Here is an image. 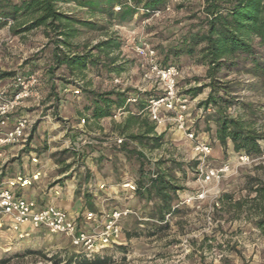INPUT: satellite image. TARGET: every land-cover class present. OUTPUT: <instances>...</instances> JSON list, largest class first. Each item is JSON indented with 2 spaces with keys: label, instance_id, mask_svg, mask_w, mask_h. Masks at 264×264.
Here are the masks:
<instances>
[{
  "label": "rangeland",
  "instance_id": "1",
  "mask_svg": "<svg viewBox=\"0 0 264 264\" xmlns=\"http://www.w3.org/2000/svg\"><path fill=\"white\" fill-rule=\"evenodd\" d=\"M201 8V0H172L157 16L117 25L114 21L109 22L105 15H92L72 4H60L61 12L97 24L96 29L77 27V35L70 40L78 46L73 51L84 52L109 35L121 42L114 64L118 73L107 74L103 68V57H100V64L96 68L87 66L80 80L69 75L64 67L51 70L54 67L53 46L47 44L42 29L14 36L8 24L0 28V86L15 74L36 73L38 77L42 100L39 103L29 100L23 106L26 115L34 120L26 150L36 154L46 152L57 166L52 171L53 177L69 164L70 169L64 172L68 174L61 178L62 185L73 186L75 196L95 200L118 197L109 199L105 204L109 203V208L124 209L129 203L126 208L140 218L130 216L122 221V233L127 241L117 246L122 251L99 258L104 264H264V234L254 225L255 217L249 207L254 193L246 184L249 177L264 180V141L260 142L259 156L239 165V155L233 152L232 145L227 142L222 148L217 141L213 117L209 115L213 111L208 113L200 107L208 96L209 88L191 97L190 90L208 84L206 67L197 63L196 57L181 55L176 58L170 53L181 48L189 33L203 30ZM99 26H104V30L98 29ZM132 42L153 48L159 63L167 58L166 64L178 67L180 77L177 87L190 99L189 124H192L197 140L211 149L207 158H198L193 151V143L170 125L155 130L157 134L164 133L160 147L143 148L137 143L128 145L129 149L142 154L140 158L124 156L119 150L121 145L115 143V140L122 139L123 144L126 134L137 133L131 125L126 127L125 133L120 132L117 126L122 124L123 116L105 118L98 122L95 130L87 125L88 112L85 108L89 106V101L84 90L95 93L122 90L127 91L129 97L140 86L142 61L132 50ZM92 54L96 55V52ZM114 78L120 80L119 87L113 84ZM218 78L220 85L227 89L225 98L234 102L224 106L226 114L239 116L245 123L264 131L262 84L245 74L241 67L224 69ZM63 84L70 85L65 87L68 90L76 89L75 85L79 84V94L57 93ZM128 107L130 111L134 110L133 106ZM81 119L85 122L81 123ZM80 136L82 139L75 140ZM73 148H77L78 153L74 154ZM77 154L79 158H76ZM160 162L165 163L163 168H170L172 182L181 188L174 204L179 202L180 197L185 196L186 199L200 190L206 191L203 200L179 206L177 213L171 215L167 222L148 219L151 205L121 187L125 181L135 183L146 177L155 171L156 164ZM223 164L230 166V173L217 185L201 188L197 183L199 169H217ZM88 166L90 169H87ZM85 171L91 175L90 188L82 187L87 183L83 176ZM105 179L113 185L119 183L120 189L126 190V196L119 197L117 191L106 186L102 189L95 187V181ZM236 203H240L239 210L234 207ZM87 209L95 210L94 207ZM103 210L108 211V208L103 207ZM72 254L76 255L64 236L45 230L34 231L25 238L0 240V262L4 261V264H66Z\"/></svg>",
  "mask_w": 264,
  "mask_h": 264
},
{
  "label": "trees",
  "instance_id": "2",
  "mask_svg": "<svg viewBox=\"0 0 264 264\" xmlns=\"http://www.w3.org/2000/svg\"><path fill=\"white\" fill-rule=\"evenodd\" d=\"M170 1L172 0H129L128 2L126 0H0V28L10 20L12 24L9 29L14 36L42 29L47 44L53 46L54 67L51 70L64 67L69 75L80 80L87 66L96 68L100 64V57H103L105 63L103 68L106 69L107 74L118 73L114 64L117 59L116 54L121 49V42L109 35L84 52L73 51L78 46H74L70 40L77 35L79 31L77 27L96 29L97 24L61 12L60 4H72L92 15H105L109 22L125 25L134 19L148 18L155 12L165 10ZM201 1L203 30L189 33L181 48L171 50L170 53L176 58L181 55L196 57L197 63L206 67L205 79L208 80V84L190 90V94L191 97H196L204 88H209L208 96L200 103V107L204 111L209 108L213 111L209 115L213 117L215 134L220 146L225 148L229 142L233 152L238 155L244 154L249 158L259 156L260 142L264 141V131L255 129L239 116L232 117L226 114L224 106L227 107L234 102L225 98L227 89L220 85L218 76L224 69L241 67L245 74L259 81L264 88V0ZM115 7H119V11L114 12ZM104 28V26L98 27L100 30ZM93 51L96 55L92 54ZM166 63L167 58L160 64L167 65ZM66 86L70 85L63 84L62 89L57 93H63ZM84 91L89 101V106L85 108L88 112L87 122L109 118L113 112L115 113L114 110L121 109L126 112V117L122 124L117 126L120 132L125 133L129 125L137 129V133L126 134V141L119 147L124 156L135 155L137 158L142 156L135 149H129L128 145L131 143H137L143 148L160 147L164 133L157 134L154 124L144 112L148 99L156 97V94L134 92L132 96H136L137 100L129 105L126 104L127 91L112 90L105 93ZM128 106H133L134 110L130 111ZM82 120L85 122L84 119ZM71 150L74 154L78 153L77 148ZM78 155L76 158H79ZM164 164L157 163L155 171H151L146 177H141L134 183L136 186L134 195L152 207V212L147 214V218L158 222H164V217L169 212L171 215L177 213L176 209L171 210L177 200V192L181 189L172 182L171 170L163 168ZM69 169L68 164L60 169V173ZM83 176L84 181H89L91 177L87 171ZM246 184L249 191L254 193L251 198L252 204L249 206L255 217L254 225L264 234V180L249 177ZM223 198L224 196L221 199ZM86 201L87 206L92 208L87 199ZM234 207L239 210L240 203H236ZM71 263L104 264L99 258L86 260L73 254L66 262V264ZM0 264H4V261Z\"/></svg>",
  "mask_w": 264,
  "mask_h": 264
},
{
  "label": "built area",
  "instance_id": "3",
  "mask_svg": "<svg viewBox=\"0 0 264 264\" xmlns=\"http://www.w3.org/2000/svg\"><path fill=\"white\" fill-rule=\"evenodd\" d=\"M114 10L119 11V7ZM159 14L158 11L153 15ZM10 23L7 22L9 26ZM131 47L142 61L140 86L136 88V92L156 93V97H150L144 108L155 130L166 128L168 125L173 126L193 143V151L198 158H207L211 149L207 144L197 140L191 127L192 124H189L191 121L190 99L180 93L177 87V79L180 77L178 67L172 64L161 65L156 59L155 50L148 45L132 42ZM112 82L115 86L121 85L118 78H114ZM38 86L36 73L15 74L0 86V227L6 226L7 230L18 233L20 238L28 236L27 231H22L25 226L30 231L45 230L53 235L64 236L77 256L93 260L104 249L123 245L122 221L130 216L140 220L133 210L124 208L111 211H85L81 218L83 224H79L77 220L69 219L67 212L54 204L39 205L34 200L16 194V189H23L30 186L31 182L37 181L39 173L30 178L16 176L6 182L1 179L4 165L8 162L7 157L4 156V149L16 148L18 151L26 149L34 120L29 115L16 114L27 101L39 103L42 100ZM79 86L76 84L74 90L65 89L64 93L71 92L73 95H78ZM136 100V96H129L126 104L132 105ZM211 111L210 108L206 110L208 113ZM125 114L126 112L120 109L112 115V118L116 119ZM14 115H16L14 122L9 127V122ZM80 122L84 123L83 120ZM122 141V139H117L115 143L121 145ZM249 159L246 155L240 154L238 163L239 165L245 164L249 162ZM31 161L36 162L34 159ZM230 171L228 164H223L217 169H199L197 183L201 188L207 185H217ZM121 187L131 192L136 190L133 182L122 184ZM98 188L102 189L104 186H98ZM49 191L55 197L60 195V189L57 186L51 187ZM205 195L206 191L200 190L186 199L185 196L180 197L179 202L172 206L171 211L179 206L201 201ZM170 216L171 212L165 215L164 221L167 222ZM85 226H90V228H85Z\"/></svg>",
  "mask_w": 264,
  "mask_h": 264
},
{
  "label": "crops",
  "instance_id": "4",
  "mask_svg": "<svg viewBox=\"0 0 264 264\" xmlns=\"http://www.w3.org/2000/svg\"><path fill=\"white\" fill-rule=\"evenodd\" d=\"M68 86H66L67 88ZM62 89V88H61ZM65 90V89H64ZM64 92V91H63ZM68 93V92H67ZM62 95V94H61ZM62 106V105H61ZM63 107V106H62ZM26 111H24V108H22L16 115H25ZM70 112V111H69ZM61 113V112H60ZM14 115L10 122H9V127L13 124L15 116ZM71 115V113H70ZM124 118L126 117L125 115H122ZM88 117V116H86ZM123 118V120H124ZM82 120V119H81ZM105 119H101L100 121H94V120H89L87 122L88 126H91L92 130H95V127L98 126V122H102ZM80 127V126H79ZM82 137L80 136L78 139L75 138V140H80ZM77 143V142H75ZM4 156L7 157L8 162L4 165L3 173L1 176V179L6 182L7 180L13 179L16 176H21L23 178H30V176L39 173L40 176L37 181L31 182V185L28 187H25L23 189H16V194L18 196L24 197L29 200H34L36 201L39 205L43 204H54L55 206L65 210L67 212L68 218L71 220H77L79 224L82 223V216L85 211H90L88 210V206L86 204V199L82 196H75L74 195V188L73 186H67L63 187L62 183V177L67 175L68 173H60L59 175H55L53 177L52 171L53 169H57V166L51 162V159L48 158L47 153H42V154H36L33 151L30 150H21L18 151L16 148H5L4 149ZM34 159L36 162H32L31 160ZM87 169H90L89 166ZM61 179V180H60ZM51 180V184L49 181ZM55 181H57L54 185H52ZM128 181L123 182L125 184ZM68 183V181H67ZM61 184V185H60ZM95 187L98 186H106V188H110L113 191H117L119 193V197H124L126 194L124 193L126 190H121L119 187V183L116 185H113L110 183L108 179H105L103 181H95L94 183ZM57 186L60 189V195L59 197H55L52 195V192L49 191L48 189ZM91 187L90 181H87L85 185L82 187ZM116 193V192H115ZM134 194V193H133ZM113 198H118V197H108L106 199H101V200H95L93 198L87 199L88 202L94 207V211H101L103 210V207L108 208V211L118 209L116 207H111L109 208V199ZM125 204V203H124ZM129 205L127 203L125 205V208ZM100 208V209H99ZM102 208V209H101ZM80 219V220H79ZM155 221V220H152ZM125 222V221H124ZM127 222V220H126ZM125 222V223H126ZM122 223V228H123ZM85 228H90V226H85ZM22 231H27L29 237L31 234L34 233V231H30L28 227H23ZM20 238L18 233H13L9 230H7L6 226L0 227V240H8L12 238ZM124 234L122 233L121 235V240L123 244L126 243V238H124ZM25 238V237H22ZM122 251L121 249L117 247H112V248H107L104 249L103 251L100 252L96 258L102 259L103 256L107 257L108 255L111 254H116L117 252ZM28 257V256H26Z\"/></svg>",
  "mask_w": 264,
  "mask_h": 264
}]
</instances>
